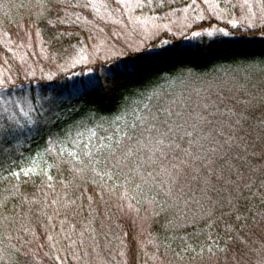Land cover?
<instances>
[{"label":"snow or ice","instance_id":"snow-or-ice-1","mask_svg":"<svg viewBox=\"0 0 264 264\" xmlns=\"http://www.w3.org/2000/svg\"><path fill=\"white\" fill-rule=\"evenodd\" d=\"M148 2L151 3V0ZM204 2L208 5V11L215 15L216 19H220V15L217 14L219 6L215 0H204ZM115 4L118 9L143 6L141 0H136L134 5L130 0H115ZM39 6L47 10L43 0H40ZM77 6L85 9L91 7L97 12L100 7H108L104 3L98 4L96 0H86L85 3ZM239 7L246 10L240 20L229 19L227 22L234 29L243 27L245 33L236 36L228 43L234 46L233 55L238 58L234 63L246 73L245 83L225 80L215 86V91L210 87L207 95L197 91L198 99L194 105L187 101L176 100L171 101L169 105L146 104L142 115H137L131 124L125 123L126 130L118 136L115 143L100 142L95 153L91 150V146H86L87 150L83 152V156L78 152L61 148L57 153L60 163L53 161L45 167L37 164V160L41 159L38 153L32 161V167L9 171V176L17 181L13 185L12 198L23 197L22 204L35 203L21 191V185H26L33 181V177L38 176L43 186L53 190L59 186L64 192L62 200L54 198L51 204H61L65 209V215L72 212L79 216L84 212V204H77V199L83 200L85 192L90 191L92 195H88L86 199L88 215L91 217L89 223H93L95 214L92 205L97 203V200L107 203L105 196H111L118 189H123L117 197L119 201L136 199L128 195V187L132 186L133 191L141 192L147 186L149 192H155L154 197L148 198L149 204H156L155 197L163 194L166 200L183 201L186 208L192 205L197 208L191 217L194 231L187 239L180 237V248L174 252L176 264H220V255L223 254L228 260L230 253L234 264H242L239 257L257 243L252 239L255 235V224L250 221L254 222L258 217L259 221L264 223V176L257 184L253 178L256 169L248 164V157L254 156L255 153L248 152L250 147L248 140L241 135L247 122L246 114L257 107L254 103L255 97L250 98L248 77L257 71L264 74V0H242ZM198 19L203 20L205 17L200 15ZM59 22L63 24L64 20L60 19ZM200 27L201 31H192L193 39L203 35L214 37L218 33L223 36L232 35L223 27L212 25L207 28L203 25ZM144 38H148L147 34ZM83 51L82 49L72 57L70 62H67V67L56 64L58 71L45 73L41 68L39 79L51 82L60 74L67 73L69 68L74 69L79 64L97 63L95 53L88 56L84 55ZM182 55L184 53H173L168 50L146 51L143 43H127L121 47L113 44L100 58L104 62H114L112 67L105 70L107 82L104 86L101 87L98 77L92 76L86 82H78L81 87L76 89L75 94L83 97L99 90L107 97L118 78L137 80L145 71L161 63L172 62ZM48 59L55 62L54 57ZM92 71L93 69L89 68V72ZM82 74L83 71L73 73V75ZM24 76L31 83L36 79V71L29 66L24 70ZM185 78L194 80L201 77L192 69L186 68L181 69L177 74V79ZM159 79L168 80L169 77L161 76ZM38 87L40 92L33 95L24 87L23 82L18 83V78H14L10 72L9 74L0 72V145L11 144L20 137L29 138L26 134L39 135L47 130L49 139L45 153H52L58 137L51 132V127L59 119L57 109L60 107L61 96L50 85L43 84ZM73 87L75 88V85ZM46 90H51L53 94L45 95ZM145 91H149L147 85ZM145 91L139 92L138 95L143 97ZM161 92L160 86L154 84L147 98L151 100L160 96ZM260 99L264 101V94ZM122 103L124 113L127 114L128 99ZM86 118L91 120L94 117L89 114ZM123 119V115L117 116L113 123ZM120 131L121 129L117 127L116 132ZM261 131L264 132V119L261 120ZM89 132L91 134L89 139L96 135L91 129ZM67 135L71 137L70 130ZM77 135L82 133L77 132ZM106 139L111 140V137ZM261 139L264 140V136ZM261 158L264 159V153L261 154ZM241 160L244 161L243 164L238 163ZM65 166H70L66 170L72 179L66 176L63 180L57 181V178L51 174L52 169L55 168L60 172L65 170ZM245 166L248 167L247 173L242 171ZM77 178L83 181V185L73 184ZM121 178L122 184L115 183ZM88 185L90 187H86ZM254 188L256 191H253ZM76 191H79L81 196L73 199L72 196ZM255 200H259L260 209H256L253 203ZM241 201L244 202L243 205ZM117 207L120 211H124L123 204H118ZM128 209H132L131 204H128ZM163 210L161 206V211ZM51 219L49 217V220ZM108 219L111 217L109 216ZM102 228L103 222L101 230ZM85 231L87 229L81 232V236ZM103 234L105 238L108 237L107 232ZM65 238L71 239L67 235ZM47 239L55 241L56 237L49 235ZM119 242L120 249L117 251V256L120 257L119 264H128L129 244L122 239ZM108 243L111 244V241L109 240ZM259 245L264 251V234L260 236ZM50 247L55 248V243ZM234 249L239 252V256L235 254ZM16 251L19 252V249ZM56 251L58 253L59 249ZM50 259L55 264H63V258L58 254Z\"/></svg>","mask_w":264,"mask_h":264},{"label":"rangeland","instance_id":"rangeland-1","mask_svg":"<svg viewBox=\"0 0 264 264\" xmlns=\"http://www.w3.org/2000/svg\"><path fill=\"white\" fill-rule=\"evenodd\" d=\"M39 2L40 0H25V3L24 0H0V72L5 74L10 72L14 78H18V83L26 81L28 84L24 70L28 69L29 66L36 71V79L31 82L34 84L47 83V81L39 79L41 68L47 73L58 71L56 64L67 67V62H70L71 58L80 53L82 49L84 55L91 56L95 53L97 63L93 65L79 64L74 69L69 68L67 73L60 74L56 80L61 76H71L72 78L81 76L73 75L74 72L81 73L83 71L82 77L91 74L89 68L93 69L97 64L107 63L100 58L113 44L121 47L127 43H143L146 46V51H157L174 41L193 39L191 37L192 31H201V25L204 28L209 25L223 27L232 33L230 37L245 33L243 27L234 29L227 22L229 19L240 20L244 15L246 10L239 7L242 0H215L219 6L217 14L220 15V19H216L215 15L208 11V5L205 4L204 0H195V3L193 0H151V3L148 0H141L143 6L140 8L119 9L115 0H96L98 4L108 5L107 8L100 7L98 12L91 7L85 9L77 6L85 3L86 0H59V2L58 0H43L47 10L42 9ZM135 2L136 0H130L133 5ZM200 15H203L205 19H198ZM60 19L64 20L63 24L59 22ZM153 33L156 35H152ZM145 34L148 36L147 39L144 38ZM216 35L221 36L222 34ZM165 41L167 43H164ZM49 57H54L55 62L50 61ZM195 73L201 78L181 80L177 79L176 74L167 76L169 77L168 80L161 79L158 84L162 89L160 96L149 101H156L153 105H157L158 102L167 103L170 100L187 101L194 105L198 99L197 91L201 92L202 95H207V90L210 87L212 91H215V86L225 80L246 82L244 80L246 73L243 69L238 68L237 64L215 67L207 72ZM247 83L250 98L255 97L254 103L257 107L246 114L247 122L244 124V131L241 135H247V140L250 138L248 152L255 153L254 156H250V159L254 160V168L257 171L259 167L264 166V159L261 158V154L264 153V140L261 139L264 136V132L261 131V120L264 119V101L260 99L261 95L264 94V74L259 71L252 73L249 75ZM148 89L150 91L151 88ZM149 91H145L146 97L149 95ZM53 152L52 154L55 155ZM262 172L264 173V168H262ZM153 194L155 195V193ZM112 196L114 197L109 200V203H112L117 211V222L113 226H109L108 222L103 219L101 230L102 222L97 221L96 218L93 223L88 222L82 225L78 221L74 225V222L67 221L70 220L72 214L69 217L65 214L58 215L59 221L55 220L52 223L58 226L57 229L52 227L51 223L43 222L42 228L45 229V239L49 245L55 242L47 239L49 235H53L51 234L53 230L58 232L63 243L68 242V248L62 244L61 248L66 256L72 254V257H67L68 261L63 262V264H119L120 257L117 256V251L120 246L114 245L112 242L109 244L108 241L111 239L105 238L103 233L107 232L109 236L112 235L113 230H116L118 237L125 238L127 228L120 224L122 220L130 223L135 230L139 242L138 248L140 249H137L136 255L137 253L140 254L143 249L145 250L144 241L146 238L149 239L151 224L158 215L153 204L144 200L145 203L138 207L140 204L138 205L134 200L132 202V199L119 201L115 194ZM156 199L159 200V198ZM160 201L166 202L171 211L176 205V208L184 209L190 216L197 210L195 205L186 208L183 201L166 200L165 197ZM118 204H123L124 211L118 209ZM128 204L132 205L131 210L128 209ZM105 216L108 217V215ZM251 223L255 224V235L252 239L256 240L257 243L239 258L242 264H264V251L260 249L259 245L260 236L264 234V223H261L258 217L256 221ZM84 229L87 231L81 236ZM66 235L70 236L71 239H66ZM233 251L239 256L238 251L235 249ZM41 255L45 256L46 261L42 264L55 263L50 259L51 254L46 255L43 252ZM53 255L55 254L53 253ZM231 256L232 253L226 260L221 254L219 257L220 264H234ZM168 260L173 261L170 264H176L174 256L165 255L164 262ZM139 264L143 263L140 262ZM154 264L161 263L156 261ZM162 264H164L163 261Z\"/></svg>","mask_w":264,"mask_h":264},{"label":"trees","instance_id":"trees-1","mask_svg":"<svg viewBox=\"0 0 264 264\" xmlns=\"http://www.w3.org/2000/svg\"><path fill=\"white\" fill-rule=\"evenodd\" d=\"M18 7L20 8V6ZM236 36L239 35L233 37L215 35L214 37H199L174 41L163 49L153 52H165L168 50L173 53H184V55L176 57L172 62H164L149 71H145L137 80L129 81L124 77L118 78L109 90L107 97L104 92L99 90L90 92L83 97L76 95L75 91L81 87L78 82H86L92 76L98 77L101 87H103L107 82L105 80V75L107 74L105 70L112 67L114 62L95 65L92 73L85 77H82V75L76 78L61 76L51 82L35 84L34 82L29 83L27 81L28 84H26V81L23 82L24 87L30 90L33 95L40 92L38 85L43 84L52 86L55 92L60 94L61 103L57 109L59 119L51 127V132L58 137V142L53 148L55 155L45 153L49 139L47 130L39 135L36 133L26 134L29 138L20 137L18 141H13L11 144L0 145V264L46 263L45 256L41 255L43 252L44 254H51L52 257L58 254L63 258V262L68 261L67 259L72 257V254L66 256L63 252L61 244L68 248V242L63 243L57 231L53 230L51 232L56 237L54 242L55 248H52L50 247L51 243L49 245L45 239L46 232L42 228L44 221L51 223L50 225L55 229L58 228L56 224L53 225L52 223L55 220L59 221L57 211H59V215L65 214V209L61 204H51V200L54 198L62 200L64 192L59 186L55 190L49 189L42 185L40 177H33L34 182L30 181L26 185H21V191L26 193L28 199L35 201V203L30 205L22 204L23 197L12 198L13 185L17 181L9 176V171L32 167V161L37 157L38 153L41 159L37 160V164L40 167H45L48 164H52L53 161L60 163V160L57 159V153L61 148L78 152L83 156V152L87 150L86 146H91V150L95 153L100 142L115 143L118 136H121L123 131L126 130L125 123L131 124L137 115L144 113V105L150 104L155 106L153 104L156 101H149L148 96L144 95L141 97L138 95L139 92L145 91L146 85L148 88H151L154 84L158 85L161 80L159 77L176 75L181 69L190 68L193 72H207L215 67L236 65L234 61L238 58L233 55L234 46L228 43ZM73 85H75V88ZM52 94L51 90L45 91V95ZM125 99H128L127 114L124 113V105L122 103ZM170 103L171 100L167 101V103L158 102V104L164 105H169ZM89 114L94 118L91 120L87 119L86 116ZM121 115L124 116V119L113 123L115 118ZM117 127L121 129L119 133L116 132ZM89 129L96 133L91 139H89L91 135ZM69 130L71 131V137L67 135ZM77 132L82 133V135L78 136ZM107 137H111V140H107ZM248 141L250 142V138ZM65 159H67L66 154ZM238 163L243 164L244 161L241 160ZM248 164L254 168L255 162L248 157ZM67 167L70 166H65V170L60 172L54 168L51 174L57 178V181L63 180L66 176L68 179H72L66 170ZM242 171L247 173L248 167L245 166L242 168ZM262 176H264V173L262 172V168L259 167L253 176L257 184ZM109 183L111 184L112 182ZM115 183L122 184L123 179L121 178L115 181ZM73 184L80 186L83 185V181L77 178L73 181ZM86 187H90V185ZM254 190L256 191L255 188ZM122 191L123 189H118L114 194L118 197ZM153 193L155 192L148 191L147 186L141 192L133 191L132 186L128 187V195L136 197V199H132V202L134 200L137 203L138 200L139 203L137 204H140L138 207H141L145 203L143 202L144 200L154 197ZM69 194L71 195V189H69ZM88 195H92V192H85L83 200L77 199V204H84V212L79 216L68 212V217L72 215L69 218L70 220L67 221L74 222V225L78 221L82 225L89 222L91 217L88 215V202L86 199ZM112 195L105 196L107 203L97 200V203L92 205L96 220L102 222L104 219L108 222L109 226H113L117 222L116 207L112 203H109V200L114 197ZM80 196L81 193L76 191L72 198L75 199ZM156 198H159V200ZM163 198L162 195L155 197L157 203L153 207L158 213L156 215L157 219L151 224L149 239L146 238L144 241L145 250L140 251V254L137 253L136 255V251L139 249V242L133 226L123 220L120 223L127 228V232L125 233L127 235L122 240L129 244L130 251L127 256L129 264H139L140 262L143 264H154L156 261L161 264L162 261L164 264L172 263V260L164 262L165 255L174 256V252L178 251L181 245L180 237L187 239L194 231V226L191 224L192 216L188 215L184 209L176 208V205L173 207V211H171L166 202L160 201ZM253 203L256 208L261 207L259 200H255ZM241 204L243 205L244 202L241 201ZM161 206L164 208L163 211H161ZM105 215L110 216L111 219H108ZM47 217H51L52 219L48 220ZM108 238L111 239L112 244L120 246L119 241L121 238L118 237L116 230H113L112 235L110 234ZM16 249H19V252ZM56 249H59L58 253Z\"/></svg>","mask_w":264,"mask_h":264}]
</instances>
